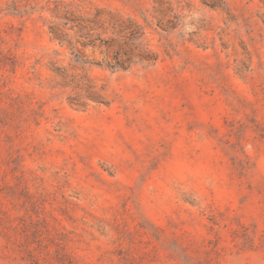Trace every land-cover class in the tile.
Masks as SVG:
<instances>
[{"label": "rangeland", "instance_id": "obj_1", "mask_svg": "<svg viewBox=\"0 0 264 264\" xmlns=\"http://www.w3.org/2000/svg\"><path fill=\"white\" fill-rule=\"evenodd\" d=\"M0 264H264V0H0Z\"/></svg>", "mask_w": 264, "mask_h": 264}, {"label": "trees", "instance_id": "obj_2", "mask_svg": "<svg viewBox=\"0 0 264 264\" xmlns=\"http://www.w3.org/2000/svg\"><path fill=\"white\" fill-rule=\"evenodd\" d=\"M54 7V17L58 21L53 32H51L54 41L68 43L71 46L72 40L77 39L83 41L84 47L92 46L94 48V42L91 39L94 38L95 34H97V39L102 35H112L110 43H112V47H118V51L108 64V69L125 71L134 64L136 57H139L141 61H149L143 56H133V53L127 50V38L134 36L127 35L126 32L130 31V28L114 24L111 30L110 23L104 19L102 11L98 10L95 14L83 12L80 7L75 8L72 4L63 2L54 3ZM68 32H74V35L70 37ZM86 41L89 43L87 44Z\"/></svg>", "mask_w": 264, "mask_h": 264}]
</instances>
